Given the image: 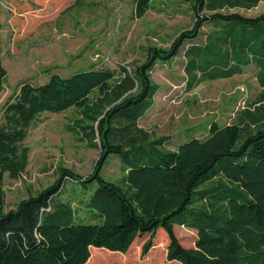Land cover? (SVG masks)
Instances as JSON below:
<instances>
[{"label":"trees","instance_id":"obj_1","mask_svg":"<svg viewBox=\"0 0 264 264\" xmlns=\"http://www.w3.org/2000/svg\"><path fill=\"white\" fill-rule=\"evenodd\" d=\"M34 1L43 9L63 6L59 0ZM261 1L188 0L193 25L181 30L168 49L147 47L145 58L131 68L120 66L114 72L91 66L68 76L51 73L40 84L20 83L5 102L0 122V180L4 173L18 178L24 172L29 147L23 142L44 112L78 109L83 120H74L69 129L89 146L99 147L100 157L86 176L59 165L54 182L8 210L0 183V264H86L91 260L162 264L149 254L159 228L167 235V261L264 264V93L255 111L245 110L254 129L249 122L212 121L204 137H192L169 149L166 136H153L139 126L159 90L151 77L157 59L177 55L185 41L196 37L208 22L215 21V41L241 60L235 69L224 68L213 78L230 77L241 73L242 66L254 65L264 87V12L247 16L229 11L251 9ZM79 2L63 7L62 12ZM133 2L136 18L151 4V0ZM6 77L0 64V92ZM188 78L191 89L197 78L192 82ZM110 154L119 156L123 171L119 181L101 174ZM65 177L70 183L69 198L63 196ZM175 225L195 229L194 246L180 243ZM145 233L150 236L142 243L140 255L149 257L142 262L116 263L117 259L97 255L105 250L93 248L125 255L135 238Z\"/></svg>","mask_w":264,"mask_h":264},{"label":"rangeland","instance_id":"obj_2","mask_svg":"<svg viewBox=\"0 0 264 264\" xmlns=\"http://www.w3.org/2000/svg\"><path fill=\"white\" fill-rule=\"evenodd\" d=\"M59 1L63 6L59 4V9L51 10L43 9L34 0H0V64L7 71L0 92V122L5 102L14 96L21 82L40 84L51 73L68 76L91 66L110 68L114 72L120 66L131 68L145 58L147 47L168 49L179 32L194 22L188 0H151L150 8L139 18L133 13L134 0H80L65 12L62 8L75 0ZM234 10L255 16L264 12V1L251 9L229 11ZM184 49H188L186 55ZM228 50L215 41L213 21L203 24L197 36L185 41L177 55L157 59L151 77L159 90L139 126L151 131L153 136H166L165 147L175 149L192 137H204L212 121L240 125L249 122L245 110L255 111L263 102L260 97L264 87L257 79L258 68L254 65H244L241 73L230 77L213 78L224 68L235 69L239 65L241 60L231 57ZM188 77L190 82L197 78L198 83L192 89L186 87ZM77 119L83 120L78 109L72 106L58 113L44 112L31 125L23 142L29 147L24 172L18 178L4 173L0 180L5 192V210L54 182L59 165L82 176L93 170L100 148L89 146L69 129ZM249 123L254 129V124ZM101 174L107 180L121 179L123 171L117 154L107 157ZM63 185V196L69 198L68 178L63 179ZM72 205L75 209L79 207L76 201ZM159 229L162 231L152 239L156 247L151 248L150 259L162 264H179L165 259L166 233ZM174 231L182 245L194 246L195 229L175 225ZM149 236L145 233L135 238L125 255L93 248L105 250L97 251V255L117 259L116 263L142 262L149 256H141L140 248ZM106 263L91 260L86 264Z\"/></svg>","mask_w":264,"mask_h":264},{"label":"crops","instance_id":"obj_3","mask_svg":"<svg viewBox=\"0 0 264 264\" xmlns=\"http://www.w3.org/2000/svg\"><path fill=\"white\" fill-rule=\"evenodd\" d=\"M186 84V87L188 86V84L187 83H185ZM194 88V87H193ZM192 89V88H191Z\"/></svg>","mask_w":264,"mask_h":264},{"label":"water","instance_id":"obj_4","mask_svg":"<svg viewBox=\"0 0 264 264\" xmlns=\"http://www.w3.org/2000/svg\"><path fill=\"white\" fill-rule=\"evenodd\" d=\"M96 167V164L94 165L93 169Z\"/></svg>","mask_w":264,"mask_h":264}]
</instances>
